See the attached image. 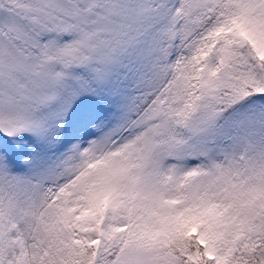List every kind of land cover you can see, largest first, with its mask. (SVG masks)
<instances>
[{"label": "snow or ice", "instance_id": "1", "mask_svg": "<svg viewBox=\"0 0 264 264\" xmlns=\"http://www.w3.org/2000/svg\"><path fill=\"white\" fill-rule=\"evenodd\" d=\"M0 264H264V0H0Z\"/></svg>", "mask_w": 264, "mask_h": 264}]
</instances>
